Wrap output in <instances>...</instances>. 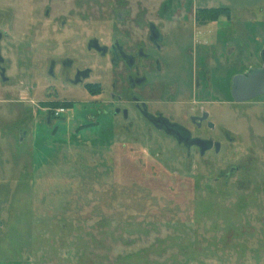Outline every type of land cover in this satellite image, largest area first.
Wrapping results in <instances>:
<instances>
[{"label":"rangeland","instance_id":"obj_1","mask_svg":"<svg viewBox=\"0 0 264 264\" xmlns=\"http://www.w3.org/2000/svg\"><path fill=\"white\" fill-rule=\"evenodd\" d=\"M164 1L0 0V264H264V153L246 159L245 182L224 187L197 159L187 168L184 152L142 121H85L82 88L68 92L80 114L64 103L53 126L27 105L28 46L86 49L93 36L110 40L112 20L138 40L139 18L170 22L167 30L191 21L190 5H223L229 20L214 31L248 44L243 61L264 42V0H173L169 14L157 10ZM223 122L264 135L255 121Z\"/></svg>","mask_w":264,"mask_h":264},{"label":"flooded vegetation","instance_id":"obj_2","mask_svg":"<svg viewBox=\"0 0 264 264\" xmlns=\"http://www.w3.org/2000/svg\"><path fill=\"white\" fill-rule=\"evenodd\" d=\"M163 3L157 10L171 13L173 0ZM190 8L191 21L173 22L168 31L165 27L170 22L139 18L138 40L119 31L120 18L107 24L112 33L108 42L93 36L86 49H76L70 42L55 54L47 43L30 44L26 93L34 100H27V105L46 113L48 121L44 122L53 126L61 117L54 111L64 103L71 104L67 111L80 114L78 100L68 92L82 88L91 97L90 112L82 117L85 121H142L148 131L167 137L184 152L187 168L197 159L207 170L213 169L215 184L226 187L236 176L245 182L242 176L250 169L246 159L255 158L258 163L264 153V135L247 133L246 142L251 143L243 148L246 135L234 132L223 121H255L264 129V42L253 50L248 47L249 59L243 61L237 52L248 44L228 42L219 30L214 31L219 18L229 20L230 10L216 4ZM80 51L92 60L81 61L76 56ZM2 65L0 57V80L6 83ZM251 76L259 78L249 88L254 97L236 101L232 94L235 78Z\"/></svg>","mask_w":264,"mask_h":264},{"label":"water","instance_id":"obj_3","mask_svg":"<svg viewBox=\"0 0 264 264\" xmlns=\"http://www.w3.org/2000/svg\"><path fill=\"white\" fill-rule=\"evenodd\" d=\"M256 79H259V78H256L253 76L249 78H244V77L235 78V81L233 82V85H232V94L236 101L249 100L254 97L253 93L249 94L250 93L249 88L252 87ZM239 88L243 90L239 91L240 90Z\"/></svg>","mask_w":264,"mask_h":264},{"label":"built area","instance_id":"obj_4","mask_svg":"<svg viewBox=\"0 0 264 264\" xmlns=\"http://www.w3.org/2000/svg\"><path fill=\"white\" fill-rule=\"evenodd\" d=\"M63 111V109H61V110H58V112L56 113V115H58L59 114V112H62Z\"/></svg>","mask_w":264,"mask_h":264}]
</instances>
